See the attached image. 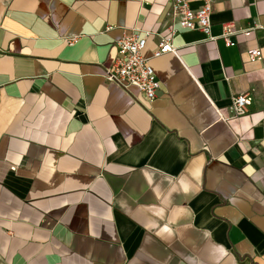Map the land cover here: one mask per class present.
I'll return each mask as SVG.
<instances>
[{"label":"crops","instance_id":"1","mask_svg":"<svg viewBox=\"0 0 264 264\" xmlns=\"http://www.w3.org/2000/svg\"><path fill=\"white\" fill-rule=\"evenodd\" d=\"M173 1L0 0V264H264V63L247 56L264 60V0H213V41ZM145 32L150 104L103 78Z\"/></svg>","mask_w":264,"mask_h":264},{"label":"built area","instance_id":"2","mask_svg":"<svg viewBox=\"0 0 264 264\" xmlns=\"http://www.w3.org/2000/svg\"><path fill=\"white\" fill-rule=\"evenodd\" d=\"M199 4L196 9H192L188 0H174L169 5V10L173 15V22L178 26L179 30L184 31H199L205 35L208 40H215L212 36L211 14L213 0H195ZM253 28L240 31L244 36H249ZM177 29H171L166 36L159 37L157 48L153 51L152 57L158 58L167 53H173L175 48L171 44V39L176 35ZM237 33L232 23H227L223 26L219 36L226 47L235 45L232 40ZM152 35L150 32H145L143 37L136 33L124 35L116 42L117 57L111 66L104 69L103 78L109 84H114L128 90L135 88L148 104L152 103L157 97V91L160 88V83L156 77L154 69L149 63V59L143 55V50L146 46V39ZM79 36L66 39L68 46L75 45ZM249 61L252 63H264L260 49H250L247 51ZM252 105V96L246 91L242 94L235 95L231 99L229 113L232 118L244 116L249 107ZM222 119L223 116L220 115Z\"/></svg>","mask_w":264,"mask_h":264}]
</instances>
